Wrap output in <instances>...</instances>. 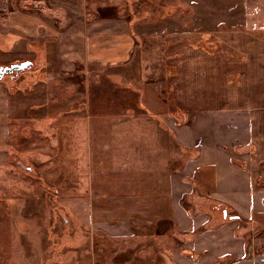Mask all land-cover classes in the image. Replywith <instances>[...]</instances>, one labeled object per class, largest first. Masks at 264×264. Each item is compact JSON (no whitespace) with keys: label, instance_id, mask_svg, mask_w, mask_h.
I'll list each match as a JSON object with an SVG mask.
<instances>
[{"label":"crops","instance_id":"1","mask_svg":"<svg viewBox=\"0 0 264 264\" xmlns=\"http://www.w3.org/2000/svg\"><path fill=\"white\" fill-rule=\"evenodd\" d=\"M136 1L150 0H93L92 9L87 0H0V16L12 11L13 32L28 44L54 42L56 71L65 72L63 81L48 78V90L46 80L31 79L26 124L34 130V121L49 118V130L56 126L47 162L58 179H74V205L114 206L108 194L119 191L146 205L141 193H167L183 245L170 253L173 264L264 255V39L221 30L217 39L236 54L232 61L200 47L151 59L146 46L178 35L177 22L151 0L157 23H146ZM60 83L71 94L53 101L50 88ZM38 89L46 98L41 116L33 107ZM123 199L118 207L131 210ZM15 245L13 238L17 257Z\"/></svg>","mask_w":264,"mask_h":264},{"label":"rangeland","instance_id":"2","mask_svg":"<svg viewBox=\"0 0 264 264\" xmlns=\"http://www.w3.org/2000/svg\"><path fill=\"white\" fill-rule=\"evenodd\" d=\"M92 1L87 0V9H92ZM152 1L156 5L160 3L162 16L170 15L168 18L177 22L179 34L170 40L158 37L156 41L161 43L157 49L149 47V50L146 46L150 58H165L175 53V48L200 47L211 54L219 52L226 61H232L236 54L217 39L219 31L243 29L264 39V0ZM97 3L104 5L106 2ZM154 3L151 0L134 3V10L143 5L141 13L145 12L147 17L144 22L152 25L157 23L153 21L157 17L150 15L151 11H157ZM31 6L34 7V3ZM12 13L8 11L7 15L0 16V63L30 61L31 66L13 81L0 82V253L8 255L7 258L0 256V264H173L170 253L176 249L179 252L183 245L176 242V227L171 220L167 193H141L139 201L145 200L146 205L132 203L128 199L134 194L131 191L108 194L115 205L109 206L107 202V208L96 211L91 210L89 203L87 210L74 205L69 186L74 179L68 178L70 182L64 183V177L57 178L54 163L47 162L58 142L56 126L49 130L54 126H48L49 118L38 119V123L34 121V130L26 124L31 79L46 80L45 89L48 90L51 83L47 82L48 78L63 81L65 72L56 71L53 41L28 44L19 33L13 32ZM144 40L149 41L146 37ZM147 67L152 68L150 64ZM73 73L66 74L76 77ZM34 93H39L33 104L38 107L34 108V114L41 116L45 107L42 101L46 98H42L39 89ZM69 94L71 92H66L63 83L51 86L49 92L51 98L56 96L53 101H61L62 96ZM180 159L179 156V164ZM81 163L84 168L90 164L87 157ZM122 199L130 201L129 207H134L131 210L119 208ZM182 205L186 206L184 201ZM124 216L128 220L122 219ZM231 218L234 220L233 216ZM13 238L17 257L13 256ZM237 260L242 262L235 258L231 262ZM247 260L252 259L248 256ZM177 264H184L183 258Z\"/></svg>","mask_w":264,"mask_h":264},{"label":"flooded vegetation","instance_id":"3","mask_svg":"<svg viewBox=\"0 0 264 264\" xmlns=\"http://www.w3.org/2000/svg\"><path fill=\"white\" fill-rule=\"evenodd\" d=\"M23 63H25L24 65H26V66H22L23 65L22 62L13 63V61H12L11 63H0V82H4L6 80L13 81L17 77H19L21 75V73L23 71H25V69L30 68V66H31L30 61H25ZM13 65H17L20 67H19V69L13 70Z\"/></svg>","mask_w":264,"mask_h":264},{"label":"water","instance_id":"4","mask_svg":"<svg viewBox=\"0 0 264 264\" xmlns=\"http://www.w3.org/2000/svg\"><path fill=\"white\" fill-rule=\"evenodd\" d=\"M22 66H25L24 64L22 65ZM19 67L20 66H17V65H13V70H15V69H19ZM224 214L225 215H227V212L225 211L224 212ZM258 256L256 257V258H254V259H252V260H244V261H242L241 263L242 264H263L264 263V258H262V259H260V260H258Z\"/></svg>","mask_w":264,"mask_h":264},{"label":"built area","instance_id":"5","mask_svg":"<svg viewBox=\"0 0 264 264\" xmlns=\"http://www.w3.org/2000/svg\"><path fill=\"white\" fill-rule=\"evenodd\" d=\"M257 256L259 257L258 260L264 258V255L257 254L256 256H252L251 259H254V258H256ZM249 257H250V256H249ZM247 258H248V257H247ZM247 258H246V260H247Z\"/></svg>","mask_w":264,"mask_h":264},{"label":"trees","instance_id":"6","mask_svg":"<svg viewBox=\"0 0 264 264\" xmlns=\"http://www.w3.org/2000/svg\"><path fill=\"white\" fill-rule=\"evenodd\" d=\"M233 217H234V218H237V219L239 218V217H235V216H233Z\"/></svg>","mask_w":264,"mask_h":264},{"label":"bare ground","instance_id":"7","mask_svg":"<svg viewBox=\"0 0 264 264\" xmlns=\"http://www.w3.org/2000/svg\"><path fill=\"white\" fill-rule=\"evenodd\" d=\"M246 264V263H245Z\"/></svg>","mask_w":264,"mask_h":264}]
</instances>
